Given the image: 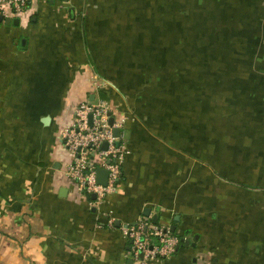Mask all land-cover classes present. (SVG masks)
<instances>
[{
    "label": "crops",
    "instance_id": "obj_1",
    "mask_svg": "<svg viewBox=\"0 0 264 264\" xmlns=\"http://www.w3.org/2000/svg\"><path fill=\"white\" fill-rule=\"evenodd\" d=\"M4 18L0 264H264V0H31ZM98 99L126 155L94 206L61 132ZM146 218L175 227L176 253L130 257L122 229Z\"/></svg>",
    "mask_w": 264,
    "mask_h": 264
},
{
    "label": "built area",
    "instance_id": "obj_2",
    "mask_svg": "<svg viewBox=\"0 0 264 264\" xmlns=\"http://www.w3.org/2000/svg\"><path fill=\"white\" fill-rule=\"evenodd\" d=\"M31 0H0V14L22 15ZM7 5V8L4 7ZM98 88V86H96ZM114 117L115 122L110 123ZM125 120L117 121L115 109L105 99L83 101L74 106L70 124L61 132L64 146L71 154V162L65 168V175L75 182L78 192L91 199L94 206L104 201L107 195L118 190L123 179L125 143L122 129ZM115 128L121 129L116 136ZM108 148L104 149L103 144ZM108 171V181L103 185L98 180V169ZM92 194L96 198L92 199ZM114 220L110 218L109 225ZM132 244L130 257L140 261L144 258H168L178 250L179 237L167 226L153 224L149 219L122 229Z\"/></svg>",
    "mask_w": 264,
    "mask_h": 264
},
{
    "label": "water",
    "instance_id": "obj_3",
    "mask_svg": "<svg viewBox=\"0 0 264 264\" xmlns=\"http://www.w3.org/2000/svg\"><path fill=\"white\" fill-rule=\"evenodd\" d=\"M4 16L2 14H0V22H3L4 21ZM6 22L10 23L11 20L10 19H6ZM115 122V118L114 117H111L110 118V123L113 124ZM115 134L116 136H120L121 134V129L120 128H115ZM103 148L104 149H107L108 148V144L107 143H104L103 144ZM98 180L101 184L103 185H106L107 184V181H108V171L104 168H99L98 169ZM92 198L95 199L96 198V194H92ZM172 231H175V227L172 228ZM182 241H184V239H182ZM178 250H179V246H178ZM144 256L143 254L141 255V259H143Z\"/></svg>",
    "mask_w": 264,
    "mask_h": 264
},
{
    "label": "clouds",
    "instance_id": "obj_4",
    "mask_svg": "<svg viewBox=\"0 0 264 264\" xmlns=\"http://www.w3.org/2000/svg\"><path fill=\"white\" fill-rule=\"evenodd\" d=\"M5 8H7V5H4Z\"/></svg>",
    "mask_w": 264,
    "mask_h": 264
},
{
    "label": "trees",
    "instance_id": "obj_5",
    "mask_svg": "<svg viewBox=\"0 0 264 264\" xmlns=\"http://www.w3.org/2000/svg\"><path fill=\"white\" fill-rule=\"evenodd\" d=\"M31 2V1H30ZM30 2H29V4H30Z\"/></svg>",
    "mask_w": 264,
    "mask_h": 264
}]
</instances>
